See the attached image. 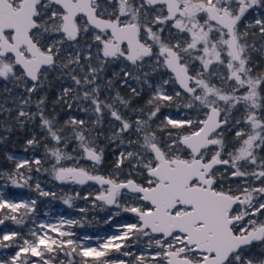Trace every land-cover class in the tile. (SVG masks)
<instances>
[{
    "label": "snow or ice",
    "instance_id": "1",
    "mask_svg": "<svg viewBox=\"0 0 264 264\" xmlns=\"http://www.w3.org/2000/svg\"><path fill=\"white\" fill-rule=\"evenodd\" d=\"M16 132L0 264H264V0H0Z\"/></svg>",
    "mask_w": 264,
    "mask_h": 264
},
{
    "label": "rangeland",
    "instance_id": "2",
    "mask_svg": "<svg viewBox=\"0 0 264 264\" xmlns=\"http://www.w3.org/2000/svg\"><path fill=\"white\" fill-rule=\"evenodd\" d=\"M23 139L22 140H18V139L9 140V142H6L5 144L0 145V149H2L4 154H6V153L14 154L18 159L29 156L30 153H25L23 151ZM11 191L19 192L20 190L13 189ZM28 195H35V194L34 193L29 194V193L25 192V197H27ZM44 211L50 212L53 219L59 218L57 213L63 214L65 216V218H77V219H79L81 216V214L79 212H76V211L71 210V209H67V207L65 205H63L60 200H52L44 208ZM101 214L103 217H105L107 215V212H102ZM43 218L48 219V217H43ZM119 219L120 218H116V220H113L111 224H105L103 222L104 225L101 228L86 224L84 228H78V229H76V231L79 233H87L90 235L99 234L101 236H103L105 234H111V232L113 231V225H115L117 223V220H119ZM9 227H14V226L9 224Z\"/></svg>",
    "mask_w": 264,
    "mask_h": 264
},
{
    "label": "trees",
    "instance_id": "3",
    "mask_svg": "<svg viewBox=\"0 0 264 264\" xmlns=\"http://www.w3.org/2000/svg\"><path fill=\"white\" fill-rule=\"evenodd\" d=\"M76 115H81L80 113H75ZM25 137V134L24 133H21V132H16L15 134H13L9 140H12V139H18V140H22L23 138ZM24 140V139H23ZM0 166L2 167H11V162H8L6 159H5V154L4 152L2 151V149H0ZM46 187H52V185L48 184L46 185ZM52 190L54 191H58V188H52ZM62 194V193H61ZM78 203L80 204H83L84 202L83 201H78ZM102 211H95V212H90L88 214V219L89 220H92V223L91 224H88V225H91V226H95V227H98V228H101L103 227L104 223H103V216H102ZM94 218V219H93ZM2 227V226H0ZM11 251V250H9Z\"/></svg>",
    "mask_w": 264,
    "mask_h": 264
}]
</instances>
